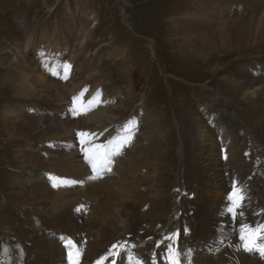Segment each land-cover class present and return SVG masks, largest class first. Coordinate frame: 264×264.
<instances>
[{"label": "rangeland", "instance_id": "374dc122", "mask_svg": "<svg viewBox=\"0 0 264 264\" xmlns=\"http://www.w3.org/2000/svg\"><path fill=\"white\" fill-rule=\"evenodd\" d=\"M211 8L0 0V264H246L226 239L264 217V45L211 64ZM233 183L254 199L223 236Z\"/></svg>", "mask_w": 264, "mask_h": 264}, {"label": "bare ground", "instance_id": "6f19581e", "mask_svg": "<svg viewBox=\"0 0 264 264\" xmlns=\"http://www.w3.org/2000/svg\"><path fill=\"white\" fill-rule=\"evenodd\" d=\"M212 4V15L211 20L209 21L210 27H209V46H210V63L212 64L217 63L219 65V61L221 58H227L228 56L234 55L236 53L240 54L244 47L248 46L250 48L255 46L264 45V0H211ZM232 10L234 12H240L242 15L239 19H231V13ZM231 20L230 22H225L226 20ZM224 21V25L221 27L219 26L220 21ZM211 22V23H210ZM82 50V49H81ZM251 50V49H250ZM263 50V49H262ZM249 51V50H248ZM253 51V50H252ZM264 52V51H263ZM251 53V52H250ZM264 58V57H263ZM258 59V58H257ZM75 60V59H74ZM262 61V60H261ZM261 63V62H260ZM263 64V63H262ZM19 65V64H18ZM25 65V64H24ZM216 65V66H217ZM246 65V64H245ZM261 65V64H260ZM16 67V65H15ZM232 67V66H231ZM247 67V66H246ZM18 68L21 69V67L18 66ZM261 68V67H260ZM19 69V70H20ZM29 70V69H28ZM232 70V69H231ZM45 71V70H44ZM48 72V71H47ZM30 74V73H29ZM32 74V73H31ZM40 75V74H39ZM45 75V74H44ZM33 76V75H31ZM35 76V75H34ZM97 76V75H96ZM40 77V76H39ZM24 78L26 79V85L29 86L28 78L30 76L25 73ZM50 78V77H49ZM36 79V76H35ZM38 79V78H37ZM31 80V79H29ZM39 80V79H38ZM24 81V80H23ZM53 81V79H52ZM31 82V81H30ZM96 86V85H95ZM98 86V85H97ZM99 87V86H98ZM103 88V87H102ZM29 89V88H28ZM99 89V88H98ZM102 95V94H101ZM256 94H254L255 96ZM258 95V94H257ZM97 96V95H96ZM96 100V99H95ZM95 100H93L95 102ZM86 101V100H82ZM81 106H85V102L82 103ZM89 101V99H88ZM262 102V100L260 101ZM87 103V102H86ZM90 103V102H89ZM94 104V103H93ZM87 106V105H86ZM264 106V104L262 105ZM89 107V106H88ZM106 107V106H105ZM84 109V108H83ZM86 109V108H85ZM257 109V108H256ZM87 111V110H86ZM92 111V110H91ZM88 111V112H91ZM96 111V110H95ZM98 112V111H97ZM104 112V111H103ZM102 112V113H103ZM85 113V112H84ZM100 113V112H99ZM264 113V109H263ZM98 115V114H97ZM93 116V115H92ZM98 118V117H97ZM99 119V118H98ZM113 119V118H112ZM115 119V118H114ZM107 123V122H106ZM14 125V124H13ZM10 126V125H9ZM105 126V125H104ZM107 126V125H106ZM93 127V126H92ZM95 127V126H94ZM96 128V127H95ZM95 130V129H94ZM10 131V130H9ZM98 132V131H97ZM67 134V133H66ZM65 134V135H66ZM58 135V134H57ZM11 136V135H10ZM55 136V135H54ZM61 136V135H58ZM132 137V136H131ZM62 139V138H61ZM64 139V138H63ZM67 140V139H66ZM200 141L199 136L197 137L195 143H198ZM66 143V142H65ZM51 144L54 145V142L51 141ZM59 144V143H58ZM69 144V143H68ZM232 144V143H231ZM64 145V144H63ZM62 145V146H63ZM66 145V144H65ZM75 146V145H74ZM58 148V147H57ZM70 148V147H69ZM87 151L89 150L88 147L85 148ZM59 151V150H58ZM99 151V150H98ZM69 152V151H68ZM71 152V151H70ZM69 152V153H70ZM92 152H95L93 150ZM102 152V151H101ZM234 152V151H233ZM72 153V152H71ZM70 153V154H71ZM236 153V152H235ZM80 154V153H79ZM78 154V155H79ZM102 154V153H101ZM74 155V154H73ZM82 155V154H81ZM236 155V154H235ZM239 155V154H238ZM68 156V155H67ZM90 156V155H89ZM78 157V156H77ZM76 156L73 158L75 160L69 162V166L67 169V165L65 164V168L68 170V172L77 173L82 170V168L85 165H91L92 162L90 158L88 162H84V160L77 159ZM96 156H91V159L95 160ZM228 157V156H227ZM240 157V156H239ZM233 158V157H232ZM235 158V157H234ZM237 158V157H236ZM96 161V160H95ZM240 161V160H238ZM94 162V161H93ZM234 162V161H232ZM55 163V162H54ZM53 163V164H54ZM233 164V163H232ZM231 164V165H232ZM51 165V163H50ZM55 165V164H54ZM53 165V166H54ZM93 165V164H92ZM91 165V166H92ZM52 166V167H53ZM56 166V165H55ZM57 167V166H56ZM62 168V167H61ZM70 168V169H69ZM237 169V168H236ZM229 170V169H228ZM54 171V170H53ZM97 173V172H96ZM100 173V172H99ZM233 173V171H232ZM95 174V173H94ZM94 174L90 175L89 177L92 179ZM98 174V173H97ZM235 174V173H234ZM60 176V175H59ZM235 176V175H234ZM80 177V176H78ZM85 177V176H84ZM230 177V176H229ZM95 178V177H94ZM86 178H84L85 180ZM228 181V180H227ZM238 181V178L237 180ZM231 182V181H230ZM234 182V181H233ZM239 182V181H238ZM90 183V182H89ZM213 186V185H212ZM217 187H214V194L216 195L214 198H212L213 202V211L209 212L208 216L205 218L207 221L211 224H215L216 228L219 229L220 235L224 234L226 232V228L230 227L233 224V220H236L238 224H242L240 222V219L243 218L244 212H247L246 209H249V206L251 205L252 200L254 199L253 193L248 186V184H237L233 183L232 188L230 187L229 190H231V197L233 199L231 200L232 204L228 203V201L225 198V194H223L222 191L216 190L221 188V184H216ZM249 187V188H248ZM253 190V189H252ZM230 192V191H229ZM227 195V194H226ZM260 196V195H259ZM228 197V196H227ZM241 199V200H240ZM240 201V202H239ZM262 201V200H261ZM238 202V208H240V212L237 213L236 216L234 212H230L229 209L232 207H235ZM237 207V206H236ZM217 211V212H216ZM254 211V210H253ZM216 212V214H215ZM249 213V212H248ZM212 214V216H211ZM249 217V216H248ZM247 218V217H246ZM249 219V218H248ZM246 219V220H248ZM245 220V221H246ZM243 221V222H245ZM261 223H258L256 225H246L247 226V232L243 233L246 236L251 237L252 233L256 232L258 228H261L262 223L264 224V217L260 219ZM250 224L251 222H246ZM211 224V225H212ZM237 224V225H238ZM244 225V223H243ZM238 228V227H237ZM241 228H243L241 226ZM217 234V233H216ZM228 235V234H227ZM241 229L239 231L234 232L232 235L229 234L226 240L229 243L228 244V251L226 254L234 255V253H243V256L245 257L243 261L248 264H257L258 261L260 263L264 262L261 259H264V232L260 233V236L262 238L258 239L255 243V245L250 250H245V241L242 240L241 237ZM225 240V241H226ZM201 248V247H200ZM199 248V249H200ZM223 254V253H222ZM216 255V254H215ZM241 255V254H240ZM219 256V254H218ZM227 255H221L218 257V259L221 260V263L223 261L227 260ZM217 258V257H216ZM218 262V261H217ZM242 262V260H241ZM216 263L213 262L212 264ZM244 264V263H243Z\"/></svg>", "mask_w": 264, "mask_h": 264}, {"label": "snow or ice", "instance_id": "6c2138e0", "mask_svg": "<svg viewBox=\"0 0 264 264\" xmlns=\"http://www.w3.org/2000/svg\"><path fill=\"white\" fill-rule=\"evenodd\" d=\"M80 135L81 136H85L87 134L86 133H81ZM130 139H131V137H128V140L129 141H130ZM97 147H102V146H97ZM95 167H96V165L94 164L93 165V169L94 170H95ZM77 210H79V209H77ZM229 211L231 212V209H229ZM246 232H247V226L241 228L242 235H241L240 238L245 241V250L247 251V250H250L255 245V243H256V241L258 239L262 238L260 236V233L264 232V228H258L256 230V232L252 233L251 237L246 236V235L243 234V233H246ZM115 247H116V245H113V248H115ZM70 258H71V256H70ZM98 264H100V262H98ZM171 264H178V261H176L175 259H173L171 261Z\"/></svg>", "mask_w": 264, "mask_h": 264}]
</instances>
